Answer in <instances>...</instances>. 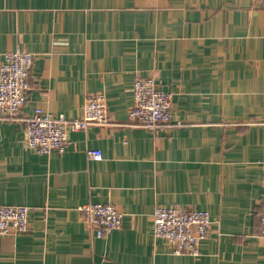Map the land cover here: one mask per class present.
Instances as JSON below:
<instances>
[{
	"label": "crops",
	"instance_id": "crops-1",
	"mask_svg": "<svg viewBox=\"0 0 264 264\" xmlns=\"http://www.w3.org/2000/svg\"><path fill=\"white\" fill-rule=\"evenodd\" d=\"M16 49L34 59L20 117L0 121V205L29 208V229L0 236V264H264V0H0V62ZM145 77L181 126L125 125ZM97 92L109 126L68 130L63 153L27 148L35 108L73 119ZM90 203L122 226L93 236ZM158 205L209 213L197 257L153 238Z\"/></svg>",
	"mask_w": 264,
	"mask_h": 264
},
{
	"label": "built area",
	"instance_id": "built-area-1",
	"mask_svg": "<svg viewBox=\"0 0 264 264\" xmlns=\"http://www.w3.org/2000/svg\"><path fill=\"white\" fill-rule=\"evenodd\" d=\"M33 55L19 49L3 54L0 62V121L17 120L30 90V69ZM132 105L125 125L150 132L182 125L171 119L173 93L158 87L153 77L136 78L131 88ZM25 145L34 153H63L68 143V130H85L88 126L106 127L111 124L102 92L88 94L80 113L73 119L63 114H49L35 108L25 119ZM89 160H101L98 149L87 151ZM264 196V180L262 182ZM82 222L97 238L105 237L122 226L123 214L112 204L90 203L78 207ZM29 208L0 205V236L26 232ZM153 238L163 240L176 256L197 257L199 244L210 229V216L205 210L156 206L153 214ZM258 234L264 238V201L259 210Z\"/></svg>",
	"mask_w": 264,
	"mask_h": 264
},
{
	"label": "bare ground",
	"instance_id": "bare-ground-1",
	"mask_svg": "<svg viewBox=\"0 0 264 264\" xmlns=\"http://www.w3.org/2000/svg\"><path fill=\"white\" fill-rule=\"evenodd\" d=\"M164 242V241H163Z\"/></svg>",
	"mask_w": 264,
	"mask_h": 264
}]
</instances>
